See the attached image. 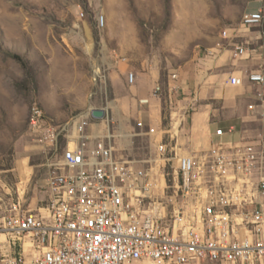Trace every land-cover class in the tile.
Returning <instances> with one entry per match:
<instances>
[{
  "label": "built area",
  "instance_id": "obj_1",
  "mask_svg": "<svg viewBox=\"0 0 264 264\" xmlns=\"http://www.w3.org/2000/svg\"><path fill=\"white\" fill-rule=\"evenodd\" d=\"M263 22L261 10L249 12L240 27L252 31ZM220 37L230 38L227 31ZM248 53L259 52L234 49V57ZM106 79V70L96 68L91 96ZM246 79L264 88V69ZM134 81L129 73L127 83ZM159 95L156 87L152 97ZM92 111L55 124L32 108L29 126L47 161L58 162L48 163L53 170L35 211L20 198L3 211L0 264H264L263 136L193 151L184 142L187 118L138 123L146 129L137 136L148 137L153 151L136 161L117 154L125 137L108 118L93 119ZM232 133L214 131L220 139Z\"/></svg>",
  "mask_w": 264,
  "mask_h": 264
},
{
  "label": "rangeland",
  "instance_id": "obj_2",
  "mask_svg": "<svg viewBox=\"0 0 264 264\" xmlns=\"http://www.w3.org/2000/svg\"><path fill=\"white\" fill-rule=\"evenodd\" d=\"M258 9L264 15V0H0V217L11 199L36 202L53 170L48 163L58 162L47 161L29 126L32 108L59 124L99 107L117 127L111 117L118 104L139 95L125 82L129 66L155 69L167 86L172 74ZM253 31L264 33V22ZM96 68L107 79L91 96ZM161 95L168 102V93ZM117 147L136 161L153 151L144 135Z\"/></svg>",
  "mask_w": 264,
  "mask_h": 264
},
{
  "label": "crops",
  "instance_id": "obj_3",
  "mask_svg": "<svg viewBox=\"0 0 264 264\" xmlns=\"http://www.w3.org/2000/svg\"><path fill=\"white\" fill-rule=\"evenodd\" d=\"M240 26L228 29L229 39L217 38L206 49L207 54L204 53L196 62H190L178 73L172 74L176 78L174 80L170 77L167 86L162 83L160 74L155 69L129 66L127 75L132 73L135 81L133 85H129L126 75L125 82L138 91L139 95L137 99L122 100L118 104V114L111 117V120L118 122L117 132L125 139L136 138L146 129H140L138 123L146 127L160 126L167 125L168 118H187L183 123L186 134L184 142L193 151L206 150L218 141L238 142L264 137V88L249 83L246 79L247 74L264 69V33L245 31ZM237 46H244L248 50L256 49L259 53L234 57ZM230 78L240 79L241 85H230ZM156 87L160 88V95L154 98L152 92ZM144 90L149 91V94L144 93ZM165 91L169 95L168 102L161 98ZM176 93L185 97L177 101L174 98ZM142 100H148V104H141ZM128 105L132 107L131 110L126 108ZM96 109L104 110V118H109L106 109L93 107V110ZM217 128L224 131L232 128L233 133L220 139L214 135ZM45 180H42L44 185ZM44 198L45 195L41 192L36 202L24 200V207L35 211ZM12 201L11 199L10 202Z\"/></svg>",
  "mask_w": 264,
  "mask_h": 264
},
{
  "label": "water",
  "instance_id": "obj_4",
  "mask_svg": "<svg viewBox=\"0 0 264 264\" xmlns=\"http://www.w3.org/2000/svg\"><path fill=\"white\" fill-rule=\"evenodd\" d=\"M91 115H92L93 119L101 120L102 118L105 117V112H104V110L96 109V110H93L91 112Z\"/></svg>",
  "mask_w": 264,
  "mask_h": 264
},
{
  "label": "trees",
  "instance_id": "obj_5",
  "mask_svg": "<svg viewBox=\"0 0 264 264\" xmlns=\"http://www.w3.org/2000/svg\"><path fill=\"white\" fill-rule=\"evenodd\" d=\"M14 58H15L17 61H19L20 63H22V64H23L22 60H21L19 57H17V56H14Z\"/></svg>",
  "mask_w": 264,
  "mask_h": 264
}]
</instances>
